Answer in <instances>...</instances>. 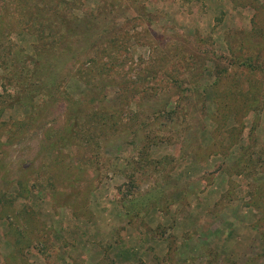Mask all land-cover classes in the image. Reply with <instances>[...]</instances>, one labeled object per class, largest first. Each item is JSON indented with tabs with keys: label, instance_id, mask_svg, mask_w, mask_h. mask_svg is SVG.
<instances>
[{
	"label": "rangeland",
	"instance_id": "1",
	"mask_svg": "<svg viewBox=\"0 0 264 264\" xmlns=\"http://www.w3.org/2000/svg\"><path fill=\"white\" fill-rule=\"evenodd\" d=\"M0 264H264V0H0Z\"/></svg>",
	"mask_w": 264,
	"mask_h": 264
}]
</instances>
